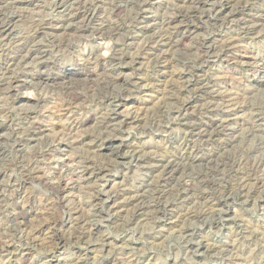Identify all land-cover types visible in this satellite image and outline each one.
<instances>
[{
  "label": "rangeland",
  "instance_id": "obj_1",
  "mask_svg": "<svg viewBox=\"0 0 264 264\" xmlns=\"http://www.w3.org/2000/svg\"><path fill=\"white\" fill-rule=\"evenodd\" d=\"M59 1L36 0L33 6L22 7L23 9L13 4L5 5L8 7H4L3 14L0 13L3 16L0 17L11 20V23L5 37H0V69L4 59L2 55L8 52L14 54L20 39H29L37 27L45 25L53 29L64 25L63 14L59 13L56 7ZM64 1L70 3V0ZM187 1L90 0L94 7V23L96 20H106L105 22L108 21L107 23L117 27L116 29L120 28L104 33L107 36H98L91 30V33H86L83 38L74 37L75 41L71 39L69 45L65 44L59 48H51L48 38H40L43 39H39L42 43L33 48L42 47L43 51H49V59L58 61V66L53 70L54 74L76 66L85 67L89 54L95 52L106 58L114 52L120 57L138 55L133 66L125 65L127 59L108 63L107 70L110 71L103 75L107 85L102 80L103 85L100 86H82L78 93L83 95L84 102L67 112L60 110L66 99L57 90V84L51 82L50 87L42 84L39 86L30 78L29 71L36 66L33 60H29L28 64H19L18 70L14 68L20 82L23 80L21 83L28 86L19 92L21 94L17 99L11 100L10 96L0 93V264H77L75 262L78 258H83V263L79 264H264V83L257 81L264 78V22H255L264 16V0H233L230 5H227L229 0H213L212 3L208 0L205 7L201 8L203 12ZM118 4L124 11L116 12L115 6ZM223 5L224 8H221ZM182 8L186 12L198 9L197 12L200 10L203 15L201 14L202 18L194 23L197 29L189 40L180 44L179 28L174 25L163 30L160 24L176 15L178 9ZM231 8L232 11H243L234 18L230 14ZM216 10H219L218 15H221L219 23L208 20L210 15H216ZM255 24L257 29L246 35L245 27L249 25L253 28ZM66 25L70 26V23ZM163 35L165 38L166 35L174 37L173 45H163ZM202 39H209V45L212 47L210 50L215 51L211 58L206 59L207 62L203 61L204 63H200V56L208 47L203 44ZM231 39H235L232 41L236 43L231 49L232 53L227 54L228 44L225 41L230 43ZM163 55H167L171 61L166 65L165 75H162L163 61L160 59ZM119 68L123 81L115 83L112 79L116 72L119 74ZM204 77L211 86L204 94H199L198 89L195 90L194 86L190 85L196 80L205 79ZM111 84H114V87ZM86 94L88 100H85ZM120 95L128 97L123 105L116 107L114 97L120 99ZM228 97L234 99L232 104L236 102L235 106L228 103ZM183 100L194 103L186 107L187 104L182 102ZM59 103L61 104L57 105ZM114 113H117L116 117ZM59 114L62 121L71 123L68 126L65 125L67 123L61 122L64 126L53 130L52 126H49L50 117L56 118ZM137 114L142 121H134ZM32 122H35L37 127L47 125L41 140L32 139ZM112 124L114 125L111 126ZM96 126H100V129ZM73 127H77L76 130ZM208 127L211 134H217L200 136ZM212 129L214 130L211 131ZM56 132H59V142L46 138L50 134L49 138H52ZM101 132H105L104 137L109 133L107 137L116 138L114 143L121 146L120 154L124 157H112L109 155L110 150H100V146L108 141L98 142L92 135L99 137ZM93 143L95 146H92ZM97 153L101 155L98 156ZM71 157L74 162L72 159L68 160ZM97 161L107 169L108 176L99 181L81 184L82 189H71L73 186L70 185V190L66 193V196H74L68 197L73 206H83L81 210H84L83 214L85 219L87 217V223L89 221V227H99L98 231L86 236L88 239L80 241L66 223L67 207L60 204V194L54 187L60 181L64 183H61L62 186L69 183L68 178L76 179L86 162L96 164ZM168 164L180 170L173 177L164 174V166ZM71 166L76 168H70ZM28 167L32 168V171ZM29 173L31 177L26 180L25 177L30 176ZM67 174L68 176H65ZM70 182L75 184L74 180ZM99 193L104 203L93 205L96 204L94 199ZM137 195L145 199V216H138L133 207L124 204L127 198ZM74 200L83 204L75 203ZM47 206L56 208L54 217L62 223L60 227L66 235V240L60 242V245L56 242L49 243L48 231L43 232L39 242L31 241L28 232L22 229L24 224L17 219L19 208L26 209L29 211L26 224L29 225L31 221L32 225L27 227L34 228L46 217V212L42 215L38 210L43 211ZM26 237L28 238L25 240Z\"/></svg>",
  "mask_w": 264,
  "mask_h": 264
},
{
  "label": "bare ground",
  "instance_id": "obj_2",
  "mask_svg": "<svg viewBox=\"0 0 264 264\" xmlns=\"http://www.w3.org/2000/svg\"><path fill=\"white\" fill-rule=\"evenodd\" d=\"M42 1V0H41ZM112 1V0H111ZM117 1V0H116ZM212 1L213 0H211L210 2L212 3ZM232 1L233 0H229L228 1V3H227V5H230L231 3H232ZM36 2V0H0V13H2V10H4V7H5V5H8L9 6V4H13V5H16V6H21V8L22 7H28V6H33L34 5V3ZM55 2H57V1H55ZM92 2V1H91ZM96 2V1H95ZM98 2V1H97ZM103 2V1H102ZM115 2V1H114ZM188 2V4H191V5H193V6H196L198 9H201V8H204L205 7V5H206V3L208 2V0L207 1H205V0H188L187 1ZM210 2H209V4H210ZM246 2V1H245ZM111 3V2H110ZM218 3V2H217ZM54 4V3H53ZM97 5V4H96ZM145 5V4H144ZM214 5H216V4H214ZM7 6V7H8ZM95 6V5H94ZM142 6V5H141ZM192 6V7H193ZM204 6V7H203ZM7 7H5V8H7ZM14 7V6H13ZM56 7H57V10H59V13H62L63 14V21H62V23L64 24V25H61V26H59V27H57V28H53V29H50V27H48L47 28V26H45V25H40L39 27H37L36 29H35V31H34V33H33V35L29 38V39H24V40H21L20 39V41H19V43H17L18 45L16 46V48L14 49L15 50V52H14V54L13 53H11V52H8V53H5L4 55H2L3 56V58L4 59H2L3 60V65H2V67H1V69H0V93L3 95H5V96H7V97H9L10 96V98H11V100H12V98L14 99V98H19L20 97V94L21 93H19L23 88H25V87H27L28 85L26 84V83H21L20 82V78L17 76V75H15V73H17L16 71L14 72V68L16 67V69L18 70V68H17V66H19V64H28V63H30L29 62V60L31 61V60H33L35 63H36V66H34V67H32V68H34V69H31L29 72H30V78L32 79V81L35 83V84H37V85H46V87L47 86H49L50 85V83L51 82H53V84L55 85V84H57V87H58V91L59 92H61L62 93V95H64L65 97V101L62 103V105L60 106L61 107V111L62 112H67V111H69L72 107H74V106H78V105H80L82 102H84V97H83V95L81 96L79 93H78V91H79V89L82 87V86H86V87H90V88H93V87H95V86H100L101 84L103 85V81L105 80L104 78H103V75L104 74H107V71H110V70H107V64L108 63H113V62H115V61H119V62H121V61H123V60H125V59H127V63H125V65L126 66H133V64H135L136 63V58H138L137 56L135 57L134 56V54H133V56H131V54H130V56H128V57H124V56H119L116 52H114L113 54H111L112 56H110V57H108V58H106L105 56H101L100 54H97L95 51V53L93 54H89V57H88V61H86V64L84 65L85 67H82V68H78L77 66L75 67V68H72V69H66V70H64V71H60L59 73H53V70H55V68L58 66V61H55V60H52V58L51 59H49V57H47V55H49L50 53H48L47 54V52H49V51H43L42 49V47L41 48H36V49H34L33 47H37L38 46V44H41L42 42L40 41V40H43V39H40V38H46V40H47V38H48V42H49V46L51 47V48H59V47H62V46H64L65 44H68V42L71 40V39H73L74 37H76V38H78L79 37V39L82 37L83 38V36L86 34V33H89L91 30H93L95 33L94 34H96V35H98V36H103V35H106V34H104V33H108L110 30L112 31V30H118V29H116L115 28V26H111L109 23H107V22H105L104 20H102V21H98V20H96V22L94 23L93 22V18H92V14L94 13V10H93V3H90V0H70V3H67V2H65L64 0H60L59 1V3L58 4H56ZM96 7V6H95ZM99 7V6H98ZM97 7V8H98ZM100 7H102V6H100ZM116 7V12H120L121 10H123L124 8L122 7V6H120V4H118L117 6H115ZM144 7V6H143ZM178 7V6H177ZM191 7V6H190ZM195 7V8H196ZM216 6H213V8H215ZM238 7H241V6H238ZM238 7H236V9L238 8ZM243 7V6H242ZM242 7H241V9H242ZM247 7V6H246ZM14 8H16V7H14ZM20 8V7H19ZM19 8H17V9H19ZM55 8V7H54ZM53 8V9H54ZM126 8V7H125ZM180 8V7H179ZM221 8H224V5L221 7ZM233 8V7H232ZM232 8H231V12H230V14H232V17H234V18H236L242 11L241 10H233L232 11ZM243 8H245V6L243 7ZM23 9V8H22ZM127 9V8H126ZM132 9H134V8H132ZM141 9H143V8H141ZM184 9H186L185 7H184ZM191 9H193V8H191ZM198 9H196L194 12H192V11H190L189 12V10H188V12H186L185 10H183V8H182V10H180V9H178V13H176V15L174 16L173 15V17L171 16L170 18L169 17H167V18H169V19H165L166 21H163L164 23L163 24H160L162 27H160V28H162L163 30H166L169 26H171V28H172V26H176V27H178L179 28V30L181 31V34H180V44H183V43H185L187 40H189V38H190V36L194 33V31H195V29H197V27H195L194 26V23L195 22H197L198 20H200L201 18H202V13L200 12V10H199V12H200V15H199V12H197L198 11ZM234 9V8H233ZM240 9V8H239ZM258 9V8H257ZM21 10V9H20ZM25 10V9H24ZM99 10V9H98ZM16 11H18V10H16ZM61 11V12H60ZM92 11H93V13H92ZM124 11V10H123ZM135 11V10H134ZM140 11V10H139ZM201 11H202V9H201ZM217 12H216V15H213L212 17H211V15H210V17H208L209 19V21H213V22H216V23H219L220 22V20H221V15H218L219 13H220V11L219 10H216ZM6 12V11H5ZM8 12V11H7ZM95 12H96V10H95ZM203 12V11H202ZM114 13V12H113ZM3 14V13H2ZM2 14H0V15H2ZM6 14V13H5ZM98 14V13H97ZM202 14V15H201ZM103 15V14H102ZM259 15V14H258ZM3 16V15H2ZM6 16V15H5ZM97 16V15H96ZM8 17V16H7ZM10 17V16H9ZM21 17H23V15L21 16ZM101 17H103V16H101ZM258 17V16H257ZM1 19H0V37H3L4 35H5V33H6V30H7V28L9 27V25H10V23H11V20H5V19H2V17H0ZM106 18V17H105ZM256 18V17H255ZM8 19V18H7ZM99 19V18H98ZM257 19V18H256ZM246 20V19H245ZM253 20V19H252ZM95 21V20H94ZM249 21V20H248ZM129 22V21H128ZM133 22V21H132ZM245 22H247V21H245ZM252 22V21H251ZM255 22L258 24L259 22H264V16H262V17H259L258 18V20H255ZM61 23V24H62ZM68 23H70V26H67L66 24H68ZM72 23V24H71ZM243 23V22H242ZM114 24V23H113ZM117 24V23H116ZM129 24V23H128ZM210 24V23H209ZM261 24V23H260ZM36 25V24H35ZM38 25V24H37ZM50 25V24H49ZM66 25V26H65ZM252 26H253V24H251ZM248 27L246 28L245 27V34L246 35H250L251 33H253L257 28H255L256 27V24H255V26L252 28H250V26L249 25H247ZM128 27V26H127ZM122 29V28H121ZM127 29V28H126ZM159 29V28H158ZM161 30V29H160ZM163 30H161V31H163ZM110 31V32H111ZM262 31V30H261ZM109 32V33H110ZM113 32V31H112ZM149 32V31H148ZM258 32V31H257ZM11 33V32H10ZM91 33V32H90ZM117 33V32H116ZM166 33V32H165ZM169 33V32H168ZM259 33V32H258ZM258 33H256V34H258ZM118 34V33H117ZM163 34V33H162ZM159 35H161L160 34V32H159ZM211 35V34H210ZM21 36V35H20ZM28 36V35H27ZM95 36V35H94ZM107 36V35H106ZM164 36V35H163ZM5 37V36H4ZM9 37V36H8ZM87 37V36H86ZM85 37V38H86ZM92 37V36H91ZM90 37V38H91ZM178 37V36H177ZM7 38V37H6ZM15 38V37H14ZM19 38V37H18ZM24 38H25V36H24ZM95 38V37H94ZM98 38V37H97ZM100 38V37H99ZM104 38V37H103ZM161 38V37H160ZM159 38V39H160ZM195 38V37H194ZM254 38V37H253ZM40 39V40H39ZM78 39V40H79ZM88 39V38H87ZM130 39V38H129ZM38 40L40 41V43L38 42ZM74 41H75V39H73ZM133 40V39H132ZM203 41V44L206 46V47H208V48H206V50L204 49L203 51H202V54H201V58H200V63L201 62H203L204 60L206 61V59H208V58H211L212 56H213V53L215 52H213V51H211L210 49L212 48L209 44H210V41H208V40H206V41H204V39H202ZM232 40H235V39H231V41ZM241 40V39H240ZM239 40V41H240ZM16 41V40H15ZM72 41V40H71ZM161 41V40H160ZM147 42V41H146ZM159 42V41H158ZM174 42V37L172 38V36H170V37H167V35H166V38H165V36H164V39H163V45H173L172 43ZM177 42V41H176ZM226 43H223V44H226L227 46H226V48H227V51H226V53L227 54H229V53H232L231 52V49H233L232 47L233 46H235V43L236 42H234V41H232V42H230V43H228L227 41H225ZM14 43H16V42H14ZM13 43V44H14ZM47 43V42H46ZM70 43V42H69ZM197 43H198V41H197ZM241 43V42H240ZM11 44V43H10ZM201 44V43H200ZM238 44V43H237ZM16 45V44H15ZM46 45V44H45ZM69 45V44H68ZM71 45V44H70ZM154 45V44H153ZM161 45V44H160ZM185 45V44H184ZM44 46V45H43ZM47 46V45H46ZM67 46V45H66ZM191 46V45H190ZM193 46V45H192ZM197 46V45H196ZM196 46H194V47H196ZM202 46V45H201ZM222 46V45H221ZM5 47V46H4ZM154 47V46H153ZM157 47V46H156ZM189 47V46H188ZM225 47V46H224ZM12 48V47H11ZM190 48H192V47H190ZM205 48V47H204ZM219 48H222V47H219ZM49 49V48H48ZM217 49V48H216ZM215 49V50H216ZM62 50V49H61ZM60 50V51H61ZM147 50V49H146ZM214 50V49H213ZM237 50V49H236ZM53 51H55V50H53ZM63 51V50H62ZM61 51V52H62ZM190 51V50H189ZM196 51V50H195ZM199 51V50H198ZM225 51V50H224ZM3 52V51H2ZM50 52H51V49H50ZM200 52V51H199ZM60 53V52H59ZM119 53V52H118ZM152 53V52H151ZM179 53H181V52H179ZM197 53V52H196ZM217 53H218V51H217ZM221 53V52H220ZM55 54V53H54ZM187 54V53H186ZM192 54V53H191ZM199 54V53H198ZM198 54H197V56H198ZM216 54V53H215ZM219 54V53H218ZM235 54V53H234ZM233 54V55H234ZM56 55V54H55ZM124 55V54H123ZM142 55V54H141ZM159 55V54H158ZM162 55V54H161ZM188 55V54H187ZM194 56H195V54H193ZM192 55V56H193ZM231 55V54H230ZM52 56V55H51ZM54 56V55H53ZM189 56V55H188ZM218 56V55H217ZM216 56V57H217ZM139 57H140V55H139ZM160 57V56H159ZM215 57V58H216ZM234 57V56H233ZM156 58H157V56H156ZM175 58V57H174ZM187 58V57H186ZM232 58V57H231ZM163 62H162V75H165L166 74V65H168L169 64V62H171L170 61V59H169V57L167 56V55H163V57L162 58H160ZM188 59V58H187ZM196 59V58H195ZM197 59H198V57H197ZM231 60V59H230ZM151 61V60H150ZM209 61H211V60H209ZM208 61V62H209ZM62 62V61H61ZM185 62V61H184ZM196 62H198V61H196ZM207 62V61H206ZM234 62V61H233ZM83 63V62H82ZM118 63V62H117ZM204 63V62H203ZM246 64V63H245ZM244 64V65H245ZM158 65H160V64H158ZM190 65H192V64H190ZM204 65V64H203ZM27 66V65H26ZM26 66H24L25 68H26ZM113 66V65H112ZM161 66V65H160ZM159 66V67H160ZM202 66V65H201ZM247 66H248V64H247ZM250 66V65H249ZM254 66V65H253ZM28 67V66H27ZM114 67V66H113ZM205 67V66H204ZM194 68V67H193ZM198 68V67H197ZM197 68H195V69H197ZM202 68V67H201ZM24 69V68H23ZM189 69V68H188ZM29 70V69H28ZM28 70H26V71H28ZM100 70V71H99ZM114 70V69H113ZM23 71H25V70H23ZM25 71V72H26ZM112 71V70H111ZM191 71H192V69H191ZM28 72V73H29ZM102 72V73H101ZM116 72V71H115ZM24 73V72H23ZM113 73H114V71H113ZM118 73L119 74H117V72H116V74H115V77H113V79H112V81H114L115 83H119V82H122L123 81V74L121 73V71H120V68L118 69ZM188 73V72H187ZM192 73V72H191ZM25 74V73H24ZM181 74H183V73H180V75ZM18 75H19V73H18ZM176 75V74H175ZM191 75V74H190ZM110 76H111V74H110ZM110 76H108V77H110ZM27 77V76H26ZM108 77H106L107 79H108ZM193 77V76H192ZM205 78V77H204ZM257 78V77H256ZM206 79V78H205ZM199 79V80H196V81H194V83L192 84V85H190L189 83V85H190V87L191 86H194V88H195V90L196 89H198V92H199V94H204L206 91H207V89L209 88V86H211L210 84V82L208 81V79ZM103 80V81H102ZM189 81V80H188ZM191 81H193V80H191ZM190 81V82H191ZM257 81L258 82H261V83H264V78L262 77V79H257ZM27 82V81H26ZM106 81H104V84H106L105 83ZM109 81H107V83H108ZM31 83V82H30ZM128 83V82H127ZM187 84V85H188ZM31 85V84H30ZM34 84H32L31 86H33ZM37 85L35 86V87H37ZM107 85V84H106ZM112 85V84H111ZM186 85V86H187ZM113 87H114V84L112 85ZM116 86V85H115ZM118 86V85H117ZM183 86H185V85H183ZM213 86V85H212ZM50 87V86H49ZM123 87V86H122ZM197 87V88H196ZM89 88V89H90ZM97 88V87H96ZM102 88V87H101ZM107 88V87H106ZM109 88V90H110V87H108ZM181 88H182V86H181ZM193 88V89H194ZM87 89V88H86ZM170 89H172V88H170ZM183 89V88H182ZM186 89V88H185ZM99 90V89H98ZM102 90V89H101ZM108 90V89H107ZM108 90V91H109ZM169 90V89H168ZM173 90H174V88H173ZM184 90V89H183ZM188 90V89H187ZM186 90V91H187ZM194 90V91H195ZM213 90V89H212ZM90 91V90H89ZM88 91V92H89ZM94 91V90H93ZM124 91V90H123ZM126 91V90H125ZM124 91V92H125ZM171 91V90H170ZM57 92V91H56ZM80 92V91H79ZM100 92H102V91H100ZM123 92V93H124ZM129 92V91H128ZM127 92V93H128ZM172 92V91H171ZM190 92V91H189ZM94 93V92H93ZM104 93V92H103ZM170 93V92H169ZM182 93V92H181ZM184 93V92H183ZM191 93V92H190ZM197 93V92H196ZM211 93V92H210ZM129 94V93H128ZM172 94H173V92H172ZM195 94V93H194ZM211 94H213V93H211ZM218 94V93H217ZM214 95V94H213ZM212 95V96H213ZM84 96H86V99L85 100H88L87 99V94L86 95H84ZM116 96H118V95H116ZM7 97H6V99H7ZM106 97H107V95H106ZM110 97V96H109ZM114 97V96H113ZM121 97V95L119 96V98ZM128 97V96H127ZM127 97H121L120 99H117L116 97H114L115 98V105H116V107L117 106H120V105H123V102H125L126 100H127ZM170 97V96H169ZM168 97V98H169ZM171 97H173L172 95H171ZM195 97V96H194ZM63 98V97H62ZM89 98V97H88ZM100 98V97H99ZM174 98V97H173ZM178 98V97H177ZM176 98V99H177ZM196 98V97H195ZM199 98H201L200 96H199ZM209 98V97H208ZM234 98V97H233ZM2 99V98H1ZM3 99H4V97H3ZM102 99V98H101ZM172 99V98H171ZM186 99V98H185ZM204 99V98H203ZM9 100V99H8ZM39 100V99H38ZM98 100V99H97ZM112 100H114V99H112ZM169 100V99H168ZM182 100V99H181ZM180 100V101H181ZM194 100V99H193ZM235 100H236V98H235ZM60 101H63V100H60ZM106 101V100H105ZM170 101H172V100H170ZM185 100H183L182 102H184ZM188 101V100H187ZM191 101H192V99H191ZM234 101V99H231V97H228V103L230 104H232V102ZM236 101H238V100H236ZM101 102V101H100ZM99 102V103H100ZM113 101H111V103H112ZM181 102V103H182ZM186 102V101H185ZM226 102V101H225ZM104 103V102H103ZM110 103V102H109ZM108 103V104H109ZM178 103V102H177ZM181 103H179V104H181ZM194 103V101L193 102H186V107L187 106H189V105H192ZM219 103V102H218ZM236 103V102H235ZM234 103V104H235ZM240 103V102H239ZM239 103H237V104H239ZM61 103H59V104H57V105H60ZM113 104V105H114ZM229 104H228V106H229ZM234 104H232L233 106H235ZM236 104V105H237ZM83 105V104H82ZM101 105V104H100ZM175 105V104H174ZM226 105V104H225ZM232 105H230V107L232 106ZM198 106H200V105H198ZM228 106L226 107V108H228ZM238 106V105H237ZM237 106H236V108H237ZM181 107V106H180ZM240 107V106H239ZM241 107H242V105H241ZM202 108V107H201ZM215 108V107H214ZM235 108V107H234ZM243 108V107H242ZM180 109V108H179ZM208 109V108H207ZM182 110V109H181ZM226 110V109H225ZM238 110V109H237ZM250 110V109H249ZM115 111V110H114ZM180 111V110H179ZM179 111H177L178 113H179ZM229 111H230V109H229ZM229 111H227V112H229ZM233 111H235V110H232V112ZM2 112V111H1ZM60 112V111H59ZM176 112V111H175ZM65 114H67V113H65ZM70 114V113H69ZM32 115V114H31ZM113 115V114H112ZM116 115H117V113H114V116L116 117ZM197 115V114H196ZM52 116V115H51ZM54 116H56L55 114H54ZM257 116H259V115H257ZM33 117V116H32ZM102 118H103V116H101ZM101 117H99V118H101ZM105 118H106V116H104ZM129 117V116H128ZM204 117V116H203ZM261 117V116H260ZM263 117V116H262ZM109 118V117H108ZM134 118V117H133ZM116 121L118 120L117 118H114ZM141 119V117L137 114V116L134 118V121H137V120H140ZM214 119V118H213ZM222 119V118H221ZM255 119V118H254ZM258 119V118H257ZM101 120V119H100ZM105 120V119H104ZM253 120V119H252ZM33 121V120H32ZM50 125L49 126H52V128H53V130H55V129H58L59 127H63L64 126V124H62L61 122H63V123H67L66 121L64 122V121H62V118L60 117V114H59V117H50ZM103 121V120H102ZM111 121V120H110ZM141 121H142V119H141ZM256 121V120H255ZM68 122H69V120H68ZM83 122V121H82ZM251 122H253V121H251ZM257 122H258V120H257ZM48 123V122H47ZM71 122H69V123H67V124H65V125H68V124H70ZM202 123H203V121H202ZM213 123V122H212ZM211 123V126L212 127H214V125ZM215 123V122H214ZM19 124V123H18ZM30 124V123H29ZM80 124V123H79ZM101 124H103V123H101ZM111 124V123H110ZM188 124V123H187ZM194 124V123H193ZM197 124L198 123H196L195 125L197 126ZM200 124V123H199ZM206 124V123H205ZM81 125V124H80ZM104 125V124H103ZM114 124H112L111 126H113ZM192 125V124H191ZM219 125H221L220 123H219ZM219 125H217V126H219ZM19 126V125H18ZM23 126V125H22ZM47 126V125H46ZM45 126V127H46ZM69 126V125H68ZM67 126V127H68ZM105 126V125H104ZM103 126V127H104ZM189 126V125H188ZM16 127V126H15ZM20 127V126H19ZM29 127H31V126H29ZM32 127L34 128V132L32 133V139L33 140H38V139H40L41 140V138L43 137V135H45L44 133V128L45 127H37V125H36V123L35 122H32ZM97 127V129H100L99 127L100 126H96ZM95 127V128H96ZM115 127V126H114ZM191 127V126H190ZM220 127V126H219ZM6 128V127H5ZM14 128V127H13ZM76 128L77 127H73V129L74 130H76ZM79 128H80V126H79ZM78 128V129H79ZM112 128V127H111ZM194 128V127H193ZM216 128V127H215ZM12 129V128H11ZM10 129V130H11ZM15 129H18V128H15ZM29 129H31V128H29ZM64 129V128H63ZM203 129V128H202ZM228 129V128H227ZM14 129H12V131H13ZM19 130V129H18ZM18 130H17V132H18ZM24 130V129H23ZM33 130V129H32ZM31 130V131H32ZM117 130V129H116ZM115 130V131H116ZM214 129H212L211 131H213ZM221 130V129H220ZM220 130H218V131H220ZM30 131V132H31ZM61 131H62V129H61ZM101 131V130H100ZM107 131V130H106ZM199 132H202L201 130H198ZM23 132V131H22ZM53 132V131H52ZM68 132V131H67ZM70 133L72 132V129H71V131H69ZM76 132V131H75ZM77 132H79V131H77ZM98 132H99V130H98ZM109 133H110V131H108ZM117 132V131H116ZM115 132V133H116ZM217 132V131H216ZM54 133V132H53ZM58 133L59 132H56L55 133V135L54 136H52V138H49V137H51V134L50 135H47V137L46 138H48V139H52V140H58ZM86 133H88V132H86ZM105 133V132H104ZM103 133V134H104ZM108 133V135H110ZM112 133V132H111ZM62 134V133H61ZM60 134V135H61ZM64 134V133H63ZM62 134V135H63ZM68 134V133H67ZM80 134V133H79ZM90 134V133H89ZM102 134V132H101V134H100V136L99 137H95L94 135H92L94 138H97L98 139V142L99 141H102V140H104L103 142H106V141H108L106 144H103L102 146H100V145H98V146H100V150H101V148H104L103 150H110V156H112V157H117V158H121V157H124L123 155H121L120 154V149H121V146L120 145H115V143H114V141H115V139L116 138H114L113 137V135H112V137L113 138H109V137H107L106 135V137H104V135ZM200 133H198V135H199ZM216 135L217 133H213L212 132V134L210 133V129H209V127L206 129V130H203V132L200 134V136H205V135ZM59 135V136H60ZM66 135V134H65ZM98 135H99V133H98ZM103 135V136H102ZM72 136V135H71ZM75 136V135H74ZM79 136V135H78ZM91 136V137H92ZM194 136V135H193ZM58 137V138H57ZM84 137H87V136H85L84 135ZM91 137H90V139H91ZM211 137V136H210ZM68 138L70 139V137L68 136ZM83 138V137H82ZM199 138V137H198ZM208 138V137H207ZM213 138V137H212ZM60 139V138H59ZM61 139H63V136H62V138ZM65 139H67V138H65ZM75 139V138H74ZM196 139V138H195ZM234 139V138H233ZM52 140H50V141H52ZM68 140V139H67ZM209 140H211V139H209ZM54 141H53V143H54ZM61 141V140H60ZM76 141H78V139H76ZM76 141H73V142H76ZM89 141H91V140H89ZM188 141V140H187ZM190 141H192V140H190ZM194 141V140H193ZM208 141V140H207ZM58 142H59V140H58ZM63 142V141H62ZM65 142V141H64ZM95 142V141H94ZM97 142V143H98ZM202 142V141H201ZM232 142V141H231ZM46 143H47V140H46ZM56 143H57V141H56ZM97 143H95V144H97ZM100 143H102V142H100ZM55 144V143H54ZM64 144V143H63ZM65 144H66V142H65ZM70 144H72V142L70 143ZM85 144V143H84ZM195 144V143H194ZM228 145V144H227ZM52 146V145H51ZM90 146V145H89ZM92 146H95L94 145V143H93V145ZM104 146V147H103ZM69 147V146H68ZM72 147H73V145H72ZM97 147V146H96ZM48 148V147H47ZM72 149V148H71ZM76 149V148H75ZM78 149V148H77ZM97 149V148H96ZM48 150V149H47ZM186 150V149H185ZM44 151V150H43ZM87 151V150H86ZM46 152V151H45ZM92 152V151H91ZM95 152V151H94ZM192 152V151H191ZM147 153V152H146ZM218 153V152H217ZM37 154V153H36ZM47 155V154H46ZM93 155V154H92ZM97 155L98 156H100L101 154L100 153H97ZM212 155V154H211ZM210 155V156H211ZM37 156V155H36ZM40 156V155H39ZM105 156V155H104ZM148 156V155H147ZM198 156V155H197ZM209 156V157H210ZM38 157V156H37ZM74 157V156H73ZM73 157H71V158H69L68 160H70V159H72L71 161H73ZM81 157V156H80ZM79 157V158H80ZM151 157V156H150ZM154 157V156H153ZM191 157V156H190ZM212 157V156H211ZM76 158H78V157H76ZM83 158V157H82ZM141 158V157H140ZM194 158H197V157H195L194 156ZM199 158V157H198ZM85 160H86V157L84 158ZM200 159V158H199ZM198 159V160H199ZM99 160V159H98ZM189 159H187V161H188ZM196 160V159H195ZM207 160V159H206ZM222 160V159H221ZM81 161V160H80ZM80 161H79V163H80ZM87 161H88V159H87ZM92 161V160H91ZM94 161V160H93ZM92 161V162H93ZM108 161H109V159H108ZM111 161V160H110ZM216 161V160H215ZM74 162V161H73ZM77 162V161H76ZM92 162H86L85 163V165L82 167V166H80V167H82V171L80 172V174L79 175H75L76 176V179H74V178H68L69 179V183H66L65 185H61V178H60V182H57V186L56 187H54V188H56L57 190H58V194H60V204L62 205V206H64L65 205V207H67V209H66V211H67V213H66V218H67V220H66V223H67V225L69 226V229H70V231L74 234V236H76V238L77 239H79L80 241L81 240H83V239H85L86 238V236L88 237V235L89 234H93V233H95L96 231H98V229H99V227L97 228V227H94L93 226V228H90L89 227V221H88V223H87V217H86V219H85V217H84V214H83V212H84V210H81V208L83 209V206H81V207H77V205L76 206H73V204H71V202H70V199L68 198V197H70V196H73V195H70V196H66V193L67 192H69V190H70V185H72L73 187L71 188V189H76V188H79L80 186H81V184H85V183H92V182H95V181H99L100 179H102V178H104V177H106V176H108V173H107V169L105 168V167H103L100 163H98V161H97V163L96 164H94V163H92ZM171 162V161H170ZM182 162V161H181ZM208 162V161H207ZM83 163V162H82ZM106 163V162H105ZM110 163V162H109ZM176 163V162H175ZM187 163V162H186ZM224 163V162H223ZM234 163V161L232 162V164ZM36 164V163H35ZM108 164V163H107ZM172 164V163H171ZM179 164V163H178ZM226 164V163H225ZM229 164V163H228ZM238 164V163H237ZM263 164V163H262ZM66 165V164H65ZM70 165V164H69ZM204 165V164H203ZM212 165V164H211ZM218 165H220V164H218ZM22 166V165H21ZM27 166H29V165H27ZM31 166V165H30ZM184 166V165H183ZM216 167H217V165H215ZM222 166V165H221ZM32 167V166H31ZM38 167V166H37ZM40 167V166H39ZM78 167V166H77ZM109 167V166H108ZM145 167V166H144ZM147 167V166H146ZM154 167H155V165H154ZM191 167V166H190ZM22 168V167H21ZM30 167H28V169H29ZM69 168V167H68ZM70 168H74L73 166H71ZM76 168V167H75ZM74 168V169H75ZM79 168V167H78ZM162 168V167H161ZM164 171H165V175L167 174L168 176H171V177H173V175L174 174H176L178 171H180L179 170V168L178 167H176V166H174V165H166V166H164ZM218 168V167H217ZM32 168H30L29 170H31ZM39 169V168H38ZM67 169V168H66ZM184 169V168H183ZM40 170V169H39ZM69 170V169H68ZM24 171V170H23ZM32 171V170H31ZM37 172H39L38 170H36ZM70 171V170H69ZM71 171H74V170H71ZM34 172V171H33ZM78 172V171H77ZM36 173V172H35ZM59 173V172H58ZM32 174V173H31ZM34 174V173H33ZM74 174V173H73ZM73 174H70V176L72 175L73 176ZM76 174V173H75ZM255 174V173H254ZM26 175V174H25ZM29 175H30V173H29ZM60 175V174H59ZM58 175V176H59ZM61 175H62V173H61ZM181 175V174H180ZM186 175V174H185ZM257 175V174H256ZM65 176H68V174L67 175H65ZM69 176V177H70ZM154 176V175H153ZM182 176V175H181ZM252 176V175H251ZM259 176V175H258ZM257 176V177H258ZM31 177V175L30 176H27V177H25V179L26 180H28L29 178ZM247 177V176H246ZM59 178V177H58ZM64 178V177H63ZM62 178V179H63ZM66 178V177H65ZM162 178V177H161ZM179 178V177H178ZM181 178V177H180ZM254 178H255V175H254ZM253 178V179H254ZM260 178H262V177H260ZM24 179V178H23ZM36 179V178H35ZM39 179V178H38ZM42 179V178H41ZM40 179V181H42ZM74 180V183L77 185V186H75V184H71V182L70 181H73ZM168 179V178H167ZM249 179L250 178H248L247 180L249 181ZM252 179V178H251ZM256 179V178H255ZM208 180V179H207ZM207 180L205 181V184H206V182H207ZM243 180V179H242ZM246 180V179H245ZM259 180V179H258ZM102 181V180H101ZM166 181V180H165ZM257 181V180H256ZM256 181H254V183H256ZM68 182V181H67ZM177 182V181H176ZM184 182V181H183ZM41 183V182H40ZM209 183V182H208ZM213 183V182H212ZM262 183V182H261ZM46 184V183H45ZM52 184V183H51ZM54 184V183H53ZM62 184H64V183H62ZM179 184V183H178ZM210 184V183H209ZM263 185H264V183H262ZM262 184H261V186H262ZM24 185V184H23ZM47 185H50V184H47ZM88 185V184H87ZM86 185V186H87ZM169 185V184H168ZM246 185H249V184H246ZM51 186V185H50ZM54 186H55V184H54ZM53 187V186H52ZM180 187V186H179ZM250 187V186H249ZM254 187V186H253ZM258 187V186H257ZM53 188V189H54ZM81 188V187H80ZM79 188V189H80ZM242 188H244V187H242ZM246 188V187H245ZM264 188V187H263ZM82 189V188H81ZM92 189H93V187H92ZM247 189V188H246ZM249 189V188H248ZM129 190V189H128ZM176 190V189H175ZM174 190V191H175ZM242 190V189H241ZM250 190V189H249ZM248 190V191H249ZM254 190V189H253ZM261 190H263V189H261ZM188 191H190V190H188ZM194 191H196V190H194ZM194 191H193V193H194ZM259 191V190H258ZM257 191V192H258ZM98 192V191H97ZM181 192V191H180ZM260 192V191H259ZM124 193V192H123ZM132 193V192H131ZM166 193V192H165ZM100 194V193H99ZM121 194V193H120ZM120 194H118V195H120ZM157 194V193H156ZM170 194H172V193H170ZM180 194V193H179ZM181 194H182V192H181ZM256 194V193H255ZM134 195V194H133ZM154 195H155V193H154ZM188 195V194H187ZM202 195V194H201ZM65 196V197H64ZM122 196V195H121ZM120 196V197H121ZM124 196V195H123ZM162 196V195H161ZM178 196V195H177ZM180 196V195H179ZM182 196V195H181ZM189 196V195H188ZM263 196V195H262ZM262 196L260 197L261 198V201H262ZM74 197V196H73ZM95 197V196H94ZM113 197V196H112ZM130 197V196H129ZM143 196H139V195H137V196H133V197H131V198H127V201L124 203V204H126V206H131V207H133L134 209H135V212L136 213H138L139 215L138 216H140V215H144L145 216V213H146V211H145V209L147 208V206H146V203H145V199L144 198H142ZM146 197V196H145ZM160 197V196H159ZM200 197V196H199ZM110 198H111V196H110ZM109 198V199H110ZM168 198V197H167ZM170 198V197H169ZM198 198V197H197ZM204 198V197H203ZM119 199V198H118ZM126 199V198H125ZM124 199V200H125ZM154 199V198H153ZM213 200V199H212ZM152 201V200H151ZM173 201V200H172ZM186 201V200H185ZM188 201V200H187ZM260 201V200H259ZM74 202H75V200H74ZM77 202V201H76ZM75 202V203H76ZM80 201L78 200V202L77 203H79ZM103 202V200L101 199V194L100 195H98L95 199H94V203H96V204H93V205H98V204H100V203H102ZM114 202V201H113ZM148 202V201H147ZM159 202V201H158ZM169 202V201H168ZM175 202V201H174ZM204 202V201H203ZM68 203V204H67ZM73 203V202H72ZM80 203H82L83 204V202H80ZM79 203V204H80ZM104 203V202H103ZM106 203H107V201H106ZM56 204V203H55ZM112 204V203H111ZM110 204V205H111ZM117 204V203H116ZM123 204V205H124ZM48 205V204H47ZM54 205V204H53ZM75 205V204H74ZM157 205V204H156ZM205 205V204H204ZM114 206V205H113ZM146 206V207H145ZM150 206V205H149ZM18 207V206H17ZM21 207H23V206H21ZM24 207H26V206H24ZM112 207V206H111ZM157 207V206H156ZM39 208V207H38ZM42 208V207H41ZM40 208V209H41ZM54 207H44V209H43V211H42V209L41 210H38V211H40V214L42 213V215H44L43 213H45V215H46V217L41 221V222H39L38 223V225H36V227H27V226H29L30 224H31V221H30V224L29 225H27L26 223H27V220H28V218H29V211H27L26 209H21V208H19L20 209V211L18 212V215H17V219L18 220H21V223H22V225L24 224V226H23V228L22 229H24L25 231H27L26 233L27 234H29L30 235V238H31V241H34V242H39L40 241V237H41V235H43V232L44 231H48V233L47 234H49V235H47V236H44V237H47V239L48 240H50L49 241V243H53V242H56L58 245H60V242L61 243H63L64 242V240H66L65 238H64V236H66V235H64V232H62V230H61V225H62V223L60 222V221H58V220H56L55 219V217H54V211H55V209H53ZM150 208V207H149ZM210 208V207H209ZM85 209V208H84ZM109 209V208H108ZM128 209V208H127ZM126 209V210H127ZM132 209V208H131ZM65 210V209H64ZM96 210V209H95ZM152 210V209H151ZM57 211V210H56ZM128 211V210H127ZM126 211V212H127ZM133 212H134V210H132ZM158 211V210H157ZM160 211V210H159ZM162 211H164V210H162ZM189 211V210H188ZM96 212V211H95ZM101 212H103V211H101ZM108 212V211H107ZM132 212V214H134ZM37 213V212H36ZM39 213V212H38ZM109 213V212H108ZM148 213V212H147ZM151 213V212H150ZM149 213V214H150ZM155 213V212H154ZM153 213V214H154ZM158 213V212H157ZM161 213V212H160ZM17 214V213H16ZM86 214V213H85ZM190 214V213H189ZM201 214V213H200ZM204 214V213H203ZM38 215V214H37ZM57 215V214H56ZM88 215V214H87ZM86 215V216H87ZM100 215V214H99ZM148 215V214H147ZM151 215V214H150ZM156 215V214H155ZM186 215V214H185ZM184 215V216H185ZM188 215V214H187ZM196 215V214H195ZM122 216V215H121ZM127 216V215H126ZM134 216V215H133ZM154 216V215H153ZM175 216V215H174ZM100 217V216H99ZM132 217V216H131ZM149 217V216H148ZM147 217V218H148ZM156 217V216H155ZM41 218V217H40ZM64 218H65V214H64ZM102 218V217H101ZM154 218V217H153ZM199 218V217H198ZM205 218V217H204ZM15 219V218H14ZM115 220V219H114ZM131 220V219H130ZM39 221V220H38ZM61 221H63V220H61ZM34 223H36V222H34ZM33 224V223H32ZM34 225V224H33ZM34 225V226H35ZM30 226H32V225H30ZM97 226V225H96ZM185 227V226H184ZM66 231H68V230H66ZM69 231V233H71ZM24 232V231H23ZM66 233V232H65ZM192 233V232H191ZM28 235V236H29ZM72 235V234H71ZM73 236V237H74ZM93 236V235H92ZM96 236V235H95ZM43 237V238H44ZM68 237H69V235H68ZM67 237V238H68ZM72 237V236H71ZM28 237H26L25 238V240L27 239ZM75 238V237H74ZM98 238V237H97ZM86 239H88V238H86ZM106 239V238H105ZM104 239V240H105ZM30 240V239H29ZM68 240V239H67ZM78 240V241H79ZM30 241V242H31ZM45 241H47V240H45ZM70 241V240H69ZM108 241V240H107ZM67 242V241H66ZM77 242V241H76ZM32 243V242H31ZM47 243V242H46ZM46 243H45V246H46ZM49 243L47 244V245H49ZM103 243V242H102ZM105 243H107V242H105ZM109 243V242H108ZM38 244H40V243H38ZM44 244V243H43ZM55 244V243H54ZM54 244H52V245H54ZM111 244V243H110ZM34 245V244H33ZM37 245V244H36ZM41 245V244H40ZM56 245V244H55ZM42 246V245H41ZM49 247V246H48ZM198 247H199V245H198ZM50 248V247H49ZM52 248V247H51ZM55 250V249H54ZM191 250V249H190ZM187 251V250H186ZM194 252V251H193ZM26 255V254H25ZM81 256H83V255H81ZM79 257V256H78ZM77 258V257H76ZM113 261V260H112ZM21 262H22V260H21ZM132 262V261H131ZM75 263H77V264H79V263H83V258H78L77 259V262H75ZM105 263V262H104ZM23 264V263H22ZM106 264H109V262L108 263H106ZM125 264V263H124ZM134 264V263H133Z\"/></svg>",
  "mask_w": 264,
  "mask_h": 264
}]
</instances>
